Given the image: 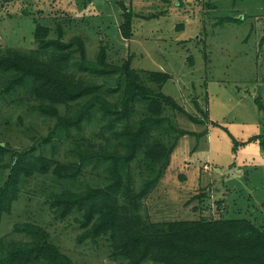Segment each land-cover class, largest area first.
I'll use <instances>...</instances> for the list:
<instances>
[{"label":"rangeland","instance_id":"rangeland-1","mask_svg":"<svg viewBox=\"0 0 264 264\" xmlns=\"http://www.w3.org/2000/svg\"><path fill=\"white\" fill-rule=\"evenodd\" d=\"M117 1L0 0V50L33 49L35 23L52 30L59 21L65 40L73 35L82 38L89 61H95L104 46L110 66H121L131 57L132 67L151 85L156 83L147 72H167L169 78L162 90L186 111L175 110L168 115L177 127L206 132L178 137L167 164L158 168L154 186L134 209L135 215L154 224L244 216L264 228V148L260 144L264 139V109L255 102L258 99L264 106V0H122L135 12L130 38L119 31L121 9ZM205 1L215 6L203 7ZM249 10L256 12V18ZM150 15L153 17L148 18ZM231 15L241 20L213 24L218 17ZM203 41L207 44L206 57ZM24 104L0 97V142L10 152L38 143L54 121L37 112L28 113ZM252 135L263 138L250 140ZM52 144H46V152L55 151L58 157L69 148L64 149L67 142L55 141L59 148ZM110 147L115 151L114 143ZM141 166L136 161L120 165L137 191L145 181ZM105 176L99 164L79 176L81 182L61 186L53 183L51 169L34 172L19 183L18 198L0 222V237L23 242L24 236L14 233L13 225L33 222L42 225L76 264H118L108 237L96 245H79L76 237L81 228L76 215L57 219L51 206V195L61 189L78 191L89 182L102 184ZM119 199L124 205V198Z\"/></svg>","mask_w":264,"mask_h":264},{"label":"trees","instance_id":"trees-1","mask_svg":"<svg viewBox=\"0 0 264 264\" xmlns=\"http://www.w3.org/2000/svg\"><path fill=\"white\" fill-rule=\"evenodd\" d=\"M117 3L121 9L119 31L124 38H130L135 12L124 1ZM204 5L215 6L210 1ZM239 20L235 15L223 16L213 24ZM33 31L35 48L0 50V97L23 104L25 101L28 113L37 112L54 121L45 137L23 151L10 152L0 142V222L18 198L19 183L34 172L51 169L53 183L62 186L81 182L79 176L101 164L106 173L102 184L89 182L85 189L63 188L54 196L49 194L57 219L76 215L81 228L76 237L79 245H96L99 239L106 241L108 237L118 264H143L148 260L152 264H264V228L244 216L154 224L135 215L134 209L139 208L142 197L154 186L158 168L167 164L178 137L206 132L177 127L168 115L175 110L186 113L162 90L168 73L147 72L156 83L151 85L132 67L131 57L121 66H110L104 46L95 61H89L82 38L73 35L65 40L59 21L52 30L36 22ZM188 42L189 39L185 43ZM202 48L206 57L205 41ZM255 102L264 109L258 99ZM259 136L249 139L261 140L263 137ZM55 141L68 143L64 156L46 152V144L53 147ZM112 143L115 151L111 150ZM260 144L264 148V139ZM132 161L142 165L145 176L138 191L120 169L121 164ZM119 196L124 198V205ZM13 232L25 240L3 241L0 237V264H76L42 225L18 222L13 225Z\"/></svg>","mask_w":264,"mask_h":264},{"label":"crops","instance_id":"crops-1","mask_svg":"<svg viewBox=\"0 0 264 264\" xmlns=\"http://www.w3.org/2000/svg\"><path fill=\"white\" fill-rule=\"evenodd\" d=\"M244 7H246V6H244ZM249 7H250V6H248V8H246V9H249ZM249 11H250V10H249ZM250 13H251V15H254V17L257 15L256 12H251V11H250ZM240 16L244 17L243 14L240 15ZM255 18H256V17H255Z\"/></svg>","mask_w":264,"mask_h":264}]
</instances>
